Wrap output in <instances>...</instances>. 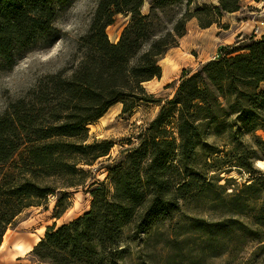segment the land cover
Masks as SVG:
<instances>
[{"label": "trees", "instance_id": "16d2710c", "mask_svg": "<svg viewBox=\"0 0 264 264\" xmlns=\"http://www.w3.org/2000/svg\"><path fill=\"white\" fill-rule=\"evenodd\" d=\"M64 1L0 0L1 67L13 68L18 53L41 36L55 42V2ZM241 1L201 6L196 0H153L148 14L142 12L146 0L98 1L89 30L80 38L84 56L78 66L71 74L65 69L48 75L0 117V166L9 168L0 180V247L26 209L47 204L58 191L67 195L69 188L86 185L87 173L78 166L105 156L113 160L105 166L110 182L104 180L93 191L89 211L48 227L30 252L38 264L112 262L126 228L149 232L183 214L196 199L205 198L213 206L232 202L230 211L243 209L240 194L228 192L212 172H228L232 165L253 172L259 156L248 150L232 154L210 140L226 137L233 142L250 135L264 145V90H259L264 83V35L224 46L192 74L185 70L174 97L138 134L139 143L116 158L110 155L112 141L88 142L89 125L113 105L123 103V114H130L139 103L159 101L144 83L162 77L160 61L187 34L191 19L207 28L218 16L239 11ZM118 14L130 19L119 41L112 42L107 28ZM163 16L169 17L170 27ZM199 155L204 156L201 164ZM255 182L246 188H254ZM234 221L247 226L226 219L208 222L205 228L207 233L223 232Z\"/></svg>", "mask_w": 264, "mask_h": 264}, {"label": "rangeland", "instance_id": "374dc122", "mask_svg": "<svg viewBox=\"0 0 264 264\" xmlns=\"http://www.w3.org/2000/svg\"><path fill=\"white\" fill-rule=\"evenodd\" d=\"M99 0H65L61 5L55 2L56 19L54 26L58 30L55 42L39 37L30 48L18 53L16 65L11 69L0 66V117L9 105L30 91L36 89L41 80L78 66L84 51L79 49L80 38L87 34ZM146 0L142 12L151 11V2ZM220 0H196L201 6L219 5ZM195 4L192 5L194 10ZM183 12L182 7L175 14ZM130 16L118 14L115 23L107 28L112 42H118L129 23ZM169 17L163 16V23L170 27ZM211 26L203 28L195 17L188 23L187 34L180 38L179 44L171 48L161 59L162 77L145 82L148 93L159 101L139 103L130 114H123V103L113 105L100 119L89 126V143L97 140L112 141V158L120 155L122 149L139 143L138 134L154 120L161 109L171 100L187 70L196 72L202 64L217 57L224 46H231L239 39L255 35H264V0H242L241 9L218 16ZM226 51H228L226 49ZM225 51V52H226ZM172 66L170 72L166 70ZM65 70V71H66ZM167 76V79H166ZM259 90H264V83ZM132 140V144L129 141ZM210 143L232 154L245 150L255 152L254 170H240L230 166V170L215 173V181L227 187L228 192L235 190L244 202L241 211H230L232 202L213 206L207 199L194 200L185 206L184 213L160 223L149 232L139 233L134 227L125 229L121 250L112 262L104 264H264V211L261 210L264 198V170L256 165L264 159V145H258L250 135L235 141L226 137ZM247 151V152H248ZM221 156L225 157V153ZM203 157V158H202ZM204 156L199 155L202 163ZM113 160L108 156L100 158L93 165L81 164L79 169L87 173L86 185L68 189V194L56 192L49 196L48 203L26 209L8 229L0 260L16 256L18 237H42L49 226L62 225L79 217L91 209L93 191L104 180L110 182L111 171L105 167ZM231 164V163H229ZM7 166H0V180ZM256 180L255 187L247 189V184ZM113 191V188H110ZM68 206L61 217L57 213ZM234 219L245 223L241 226L235 221L223 232L207 233L205 224ZM44 237V236H43ZM42 237V238H43ZM4 241V240H3ZM2 245V244H1ZM23 261L13 260L12 264H38L34 255H25Z\"/></svg>", "mask_w": 264, "mask_h": 264}, {"label": "crops", "instance_id": "0c3cea01", "mask_svg": "<svg viewBox=\"0 0 264 264\" xmlns=\"http://www.w3.org/2000/svg\"><path fill=\"white\" fill-rule=\"evenodd\" d=\"M7 233H6V235H7ZM6 235H5V237H6ZM43 236H45V234ZM42 237H39L38 239H37V237H34V236L18 237V239H15L16 237H14V242H17L16 245H23L25 248H29V247L33 248L39 242V239ZM3 243H4V241H3ZM3 247L4 246L1 245L0 252H2L4 250ZM14 251L18 252L17 249H14ZM26 254H28V251L25 253H17L15 257L7 260V262H5V260H0V264H12L13 260H17V261L21 262V261H23L22 258H24ZM29 255H30V252H29Z\"/></svg>", "mask_w": 264, "mask_h": 264}, {"label": "bare ground", "instance_id": "6f19581e", "mask_svg": "<svg viewBox=\"0 0 264 264\" xmlns=\"http://www.w3.org/2000/svg\"><path fill=\"white\" fill-rule=\"evenodd\" d=\"M171 70H173V69H172V66L169 67V68L166 70V73L170 72ZM166 79H167V76H166ZM89 126H90V125H89ZM259 167L262 168V169L264 170V159L259 160ZM7 232H8V231H7ZM41 239H42V238H40L39 241H41ZM5 242H6V237L4 236V243L2 242V245H4ZM16 247H17L16 249L18 250L17 253H25V252H27V251H28V252H31V251L34 249V247H33V248H31V247H29V248H25L23 245H17Z\"/></svg>", "mask_w": 264, "mask_h": 264}, {"label": "water", "instance_id": "95a60500", "mask_svg": "<svg viewBox=\"0 0 264 264\" xmlns=\"http://www.w3.org/2000/svg\"><path fill=\"white\" fill-rule=\"evenodd\" d=\"M261 160V159H260ZM256 165L259 167V160L256 162Z\"/></svg>", "mask_w": 264, "mask_h": 264}]
</instances>
